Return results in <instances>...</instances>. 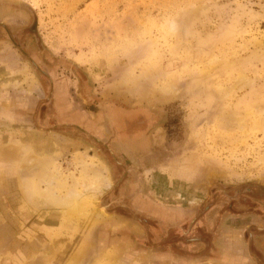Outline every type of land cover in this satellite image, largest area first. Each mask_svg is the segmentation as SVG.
I'll use <instances>...</instances> for the list:
<instances>
[{
	"label": "rangeland",
	"instance_id": "rangeland-1",
	"mask_svg": "<svg viewBox=\"0 0 264 264\" xmlns=\"http://www.w3.org/2000/svg\"><path fill=\"white\" fill-rule=\"evenodd\" d=\"M8 147L0 264H264V0H0Z\"/></svg>",
	"mask_w": 264,
	"mask_h": 264
},
{
	"label": "bare ground",
	"instance_id": "bare-ground-1",
	"mask_svg": "<svg viewBox=\"0 0 264 264\" xmlns=\"http://www.w3.org/2000/svg\"><path fill=\"white\" fill-rule=\"evenodd\" d=\"M17 151H19V149L13 148V147H8V148H0V159H6L7 157L9 158L10 156L14 155V153H16ZM47 164H44L43 162H38V167L39 166H46ZM86 168V167H85ZM86 170V169H85ZM88 171H91L87 168ZM86 170V171H87ZM42 171V170H40ZM87 171V172H88ZM41 173V172H40ZM44 173V172H42ZM89 173V172H88ZM92 174V173H91ZM58 175V174H57ZM56 175V176H57ZM90 175V174H89ZM47 176V175H46ZM101 174L94 171L92 174V179L94 180L91 182V184L89 186L86 187L87 188H94V184L100 182L101 178ZM41 177V176H40ZM45 177V176H43ZM107 185L109 186V181L105 180ZM82 184V183H81ZM49 189H51L49 187ZM52 190V189H51ZM50 190V191H51ZM39 192V191H38ZM54 191H52L53 193ZM42 194V193H41ZM37 195V194H36ZM39 197V196H38ZM68 198L64 199V200H55V199H50L47 198L46 203L51 204V206L55 207V208H59L62 209L61 211L64 212V214L70 215V216H80L82 215V213L84 212L85 206L88 205V200L83 198H80L79 195H77V193H70L67 196ZM59 199V197H57ZM44 203V202H43ZM90 208V207H89ZM88 209V207H87ZM86 210V209H85ZM102 219V218H101ZM88 252V251H87Z\"/></svg>",
	"mask_w": 264,
	"mask_h": 264
}]
</instances>
